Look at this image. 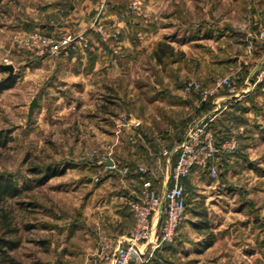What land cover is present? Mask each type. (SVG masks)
<instances>
[{"label":"rangeland","instance_id":"obj_1","mask_svg":"<svg viewBox=\"0 0 264 264\" xmlns=\"http://www.w3.org/2000/svg\"><path fill=\"white\" fill-rule=\"evenodd\" d=\"M87 31L122 61L125 49L141 52L153 43L156 49L167 42L174 52L163 69L152 54H142L134 85L119 77L118 91L111 92L113 116L90 118L78 103L68 107L72 95L60 96L57 86L69 71L63 64L42 66L34 81L35 60L48 54L28 45L36 34L76 37L49 55L59 58L71 47L90 48ZM261 60L264 0H2L0 64H13L15 73L0 71V82L12 78L0 92V132L7 139L0 174L22 190L0 203V242L13 244L1 246L0 264H109L102 244L118 239L98 231L101 216L107 222L111 212L102 209L104 195L131 189L132 179H138L136 191L148 179L161 192L179 154L171 147L205 119L217 140L226 135L219 128L230 126L236 152L216 157L215 174L194 168L184 179L183 229L132 264H264V98L255 92L264 78ZM225 77L234 91L218 86ZM160 78L157 90L169 98L155 104L151 89ZM193 82L198 89L186 92ZM201 89L214 94L204 99ZM34 97L40 101L29 120ZM50 169L63 172L46 178Z\"/></svg>","mask_w":264,"mask_h":264},{"label":"built area","instance_id":"obj_2","mask_svg":"<svg viewBox=\"0 0 264 264\" xmlns=\"http://www.w3.org/2000/svg\"><path fill=\"white\" fill-rule=\"evenodd\" d=\"M28 45L40 48L37 55L44 54L57 56L76 37L68 36L62 40L48 38L42 34H36L30 38ZM199 83L193 82L185 87L186 92L197 90ZM225 85L230 91H234L233 82L229 77L218 81V86ZM217 86V87H218ZM204 99L214 94L213 91L200 90ZM207 119L193 125L185 138L178 146V158L171 167L168 177L164 180V189L160 192L154 190L152 180H144L141 187L132 192L128 201L129 210L134 218L132 229L118 240H121L115 264H132L137 259H142L143 254L151 253L163 244L172 243L179 233L184 222L187 210L185 199L184 179L188 177L194 168H208L215 174L217 166L216 157L224 153L236 152L238 148L237 136L232 135L218 141ZM117 240V241H118ZM117 242H104L102 251L104 255L113 256Z\"/></svg>","mask_w":264,"mask_h":264},{"label":"crops","instance_id":"obj_3","mask_svg":"<svg viewBox=\"0 0 264 264\" xmlns=\"http://www.w3.org/2000/svg\"><path fill=\"white\" fill-rule=\"evenodd\" d=\"M87 36L92 40V46L88 49L71 47L68 48L65 54L60 56L59 58H53L52 56L47 55L46 57L44 56L43 58L40 57L36 59L34 62V81L42 77V66H46L54 61H57L58 65L63 64L65 68L69 70L67 74L69 80L68 78H65L66 76H64L62 79L65 78L64 81L66 82H63L62 85L57 86V89L60 91V96L61 94L65 95L67 93L68 95H72L73 98H75L72 100H68V107L70 109L76 107L75 105L76 103H78L79 110L84 111L86 113V116L88 113L90 118L93 117L95 119H100L103 116V113H109L113 116L112 108L114 105V99L111 98L113 97V93L111 92L114 89L115 92L118 91L119 77H125L128 80L131 79V85L133 86L135 82L134 78L136 76L135 72L138 70V68H141V55L147 52L152 54V58L155 61L154 63L156 64V66L161 68L163 63L158 62L154 56V43L151 46L142 48L141 52L140 50L132 47L125 49L121 54L122 56H125V59L122 61L119 60V58L117 57L118 55L111 48L102 46L101 41H99V38H95L96 36H94L92 32H88ZM262 61L263 60H261L260 71L264 70V63ZM164 80L165 79L160 78L157 83H155V85L152 87L153 89L151 90H154L156 94L150 96V102L160 104L168 100V95L161 93L160 90H157L159 82L161 83ZM144 85L145 84L139 85V88L144 87ZM47 91L49 90L47 89L44 92ZM106 91H108L109 95L111 94L109 98H105L103 96L104 94H106ZM255 92H260L261 95L259 97H262V99L264 98V78H262V80L256 84ZM225 99H228V97L223 96L222 102H224ZM241 100L242 99H237V101ZM108 107H110V110L107 111V109L105 108ZM261 115L264 118L263 111ZM132 117L134 120H138L136 116L132 115ZM228 126L229 125L222 126L221 128H219L222 129L221 132L223 133V135L226 134V136H229L231 134L230 132H228V129L230 127ZM95 131H97V128ZM178 146L179 145H173L171 149L176 150ZM162 150L163 148L159 151L162 152ZM167 177L168 174L165 180L167 179ZM137 180L132 179L133 182H129L130 188L131 186H133L129 190L122 191L117 190V188H114L115 190H112V192L104 195L105 197L102 203V209L104 207H107V209L111 212L107 218V222L104 217H102L103 215L101 216L100 220L102 221V225L100 224V226H98V231L102 230L104 233L106 232L108 236L105 235V237L110 239V241L117 240L119 236L128 232V229L134 223V218L128 207V201L131 198L134 189H137L138 187H135V183L137 182ZM102 188L103 185H101V187L99 186L96 191H101ZM183 227L184 224L181 225L180 231L183 229ZM143 255L145 257L150 256L149 252H147L146 254L144 253Z\"/></svg>","mask_w":264,"mask_h":264},{"label":"trees","instance_id":"obj_4","mask_svg":"<svg viewBox=\"0 0 264 264\" xmlns=\"http://www.w3.org/2000/svg\"><path fill=\"white\" fill-rule=\"evenodd\" d=\"M2 0H0L1 3ZM174 52L173 46L167 42H159L156 46V49L154 50V56L158 62H163L164 58L168 55H172ZM1 71V68H0ZM7 80H3L0 82V92L4 90L5 88L9 87L12 84V78H6ZM216 132V131H215ZM226 136V135H225ZM225 136H222L221 138L218 139V141L222 140L225 138ZM2 133L0 132V146L4 145L6 143V140H3ZM37 173H40L39 171L36 170ZM63 171H53L49 170L47 171V176L46 178H49L53 175L62 173ZM42 180V178H41ZM21 188L17 186V184L14 182L12 177L6 176L4 174H0V203L5 201L9 197H14L21 193ZM213 243V240H209L205 243V246H211ZM3 244H8L10 247H13V244L11 242H0V248ZM13 261V260H12Z\"/></svg>","mask_w":264,"mask_h":264},{"label":"water","instance_id":"obj_5","mask_svg":"<svg viewBox=\"0 0 264 264\" xmlns=\"http://www.w3.org/2000/svg\"><path fill=\"white\" fill-rule=\"evenodd\" d=\"M0 68L3 71H8L9 72L8 77H12V75L15 73V66L13 64H10V63L0 64ZM37 102H38V97H34V99L32 100V102L29 105V109H28V119L29 120H30V118L32 116V113H33V111H34V109L36 107ZM112 164H113L112 160L106 162V165H112ZM120 243H121V240L119 239L117 241L116 245H115L113 256H112V259L109 262V264H115V261H116V258H117V254H118V250L120 248Z\"/></svg>","mask_w":264,"mask_h":264}]
</instances>
